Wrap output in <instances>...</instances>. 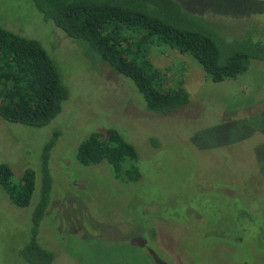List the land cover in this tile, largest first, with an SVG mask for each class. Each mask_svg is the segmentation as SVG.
I'll return each mask as SVG.
<instances>
[{"label":"rangeland","instance_id":"1","mask_svg":"<svg viewBox=\"0 0 264 264\" xmlns=\"http://www.w3.org/2000/svg\"><path fill=\"white\" fill-rule=\"evenodd\" d=\"M179 1L226 38L264 41V0ZM0 26L40 42L70 96L40 129L0 118V164L16 180L35 172L27 208L0 188V264H24L18 251L40 195L42 147L54 133L51 200L39 229L53 264H264V64L215 84L190 55L153 48L163 88L189 95L186 105L156 115L127 78L91 67L29 0H0ZM108 130L135 147L138 181L115 180L105 162L76 161L80 142Z\"/></svg>","mask_w":264,"mask_h":264},{"label":"trees","instance_id":"2","mask_svg":"<svg viewBox=\"0 0 264 264\" xmlns=\"http://www.w3.org/2000/svg\"><path fill=\"white\" fill-rule=\"evenodd\" d=\"M29 1L48 26L81 46L91 67L107 65L127 78L152 114L165 115L189 102L183 88H163L161 72L149 59L153 48L165 46L190 55L215 84L234 81L251 62L264 64V41L250 36L226 38L179 0ZM49 54L40 42L0 26V118L4 122L40 129L60 114L70 96ZM56 138L54 133L42 147L40 195L27 240L18 251L24 264L55 261L54 253L39 242V229L51 200L49 156ZM76 161L84 167L105 162L122 183L141 177L135 147L113 130L90 133L78 145ZM0 188L12 205L27 208L35 190V172L26 169L16 180L12 170L0 164Z\"/></svg>","mask_w":264,"mask_h":264}]
</instances>
